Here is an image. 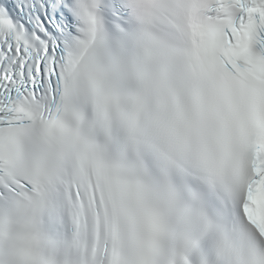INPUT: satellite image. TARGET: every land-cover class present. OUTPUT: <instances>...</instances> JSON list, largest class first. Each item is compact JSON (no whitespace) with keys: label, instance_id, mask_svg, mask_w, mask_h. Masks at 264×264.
I'll use <instances>...</instances> for the list:
<instances>
[{"label":"snow or ice","instance_id":"1","mask_svg":"<svg viewBox=\"0 0 264 264\" xmlns=\"http://www.w3.org/2000/svg\"><path fill=\"white\" fill-rule=\"evenodd\" d=\"M0 264H264V0H0Z\"/></svg>","mask_w":264,"mask_h":264}]
</instances>
